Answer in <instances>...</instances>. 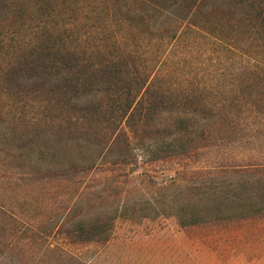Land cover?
<instances>
[{"label": "trees", "instance_id": "obj_1", "mask_svg": "<svg viewBox=\"0 0 264 264\" xmlns=\"http://www.w3.org/2000/svg\"><path fill=\"white\" fill-rule=\"evenodd\" d=\"M213 146L252 156L135 174ZM263 151L264 0H0V188L68 242L264 218Z\"/></svg>", "mask_w": 264, "mask_h": 264}, {"label": "rangeland", "instance_id": "obj_2", "mask_svg": "<svg viewBox=\"0 0 264 264\" xmlns=\"http://www.w3.org/2000/svg\"><path fill=\"white\" fill-rule=\"evenodd\" d=\"M251 156L213 146L189 158L140 162L135 174L160 179L188 166H225ZM13 188H0V264H264V218L194 227H181L173 216L120 218L107 240L70 243L50 230L59 211L31 207L28 192Z\"/></svg>", "mask_w": 264, "mask_h": 264}]
</instances>
